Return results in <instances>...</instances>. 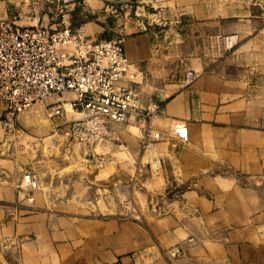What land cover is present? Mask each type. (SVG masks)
Instances as JSON below:
<instances>
[{"label":"crops","instance_id":"crops-1","mask_svg":"<svg viewBox=\"0 0 264 264\" xmlns=\"http://www.w3.org/2000/svg\"><path fill=\"white\" fill-rule=\"evenodd\" d=\"M108 2L88 5L102 10ZM150 2L178 22L212 27L224 45L237 37L228 59L244 71L200 67L190 84L167 87L152 121L162 134L158 170L142 156L135 124L105 135L95 152L110 162L96 170L83 145L64 146L69 160L24 154L1 120L0 264H264V0ZM33 8V0H0V21L38 25L42 16ZM85 27L88 34L104 30ZM124 49L143 73L139 89L155 53L149 32L126 35ZM60 100L36 104L19 130L46 132L48 106ZM63 107L68 120L82 117ZM28 168L37 189L17 187ZM127 200L140 220L121 216ZM176 246L183 257L165 255Z\"/></svg>","mask_w":264,"mask_h":264},{"label":"built area","instance_id":"built-area-1","mask_svg":"<svg viewBox=\"0 0 264 264\" xmlns=\"http://www.w3.org/2000/svg\"><path fill=\"white\" fill-rule=\"evenodd\" d=\"M124 42V37L94 40L85 24L74 27L68 15H63L59 28L0 21V106L5 111L2 126L7 140L18 133L19 114L55 96L61 100L48 106L47 116L58 118L55 128L65 134L69 150L77 144L87 147L90 166L99 170L110 162L109 157L95 152L107 133L117 126L135 124L142 156L152 170L161 169L158 146L162 134L152 121L163 106L142 102L137 80L143 73L127 57ZM237 42V37H229L225 45L232 48ZM196 78V72L190 71L184 83ZM67 93L74 97L63 100ZM64 103L82 117L68 120ZM23 184L40 187L33 168L25 170L17 187ZM122 208V217L140 220L133 200ZM165 255L178 259L184 250L176 246Z\"/></svg>","mask_w":264,"mask_h":264},{"label":"rangeland","instance_id":"rangeland-1","mask_svg":"<svg viewBox=\"0 0 264 264\" xmlns=\"http://www.w3.org/2000/svg\"><path fill=\"white\" fill-rule=\"evenodd\" d=\"M33 4V9L38 8L42 16L39 25L45 27L59 28L63 15L69 16L74 27L87 23L100 25L104 29L101 33L89 32L94 40L125 38L145 28L155 52L152 65L145 70V81L139 87L142 102L146 104L163 101L169 85L184 81L188 72H196L200 67L219 73H238V69L241 68V72L245 69L228 59L235 45L232 48L224 45L215 37L212 27L182 23L169 15H161L150 0H109L102 10H93L88 5L89 0H33ZM69 113L72 117L78 116L71 109ZM4 115L1 109L0 121ZM58 121V118L49 119L44 133L23 132L17 127L14 145L19 146V150L25 148L24 154L28 155L35 150V158L45 152L50 160H69L64 150L65 134L55 128Z\"/></svg>","mask_w":264,"mask_h":264},{"label":"water","instance_id":"water-1","mask_svg":"<svg viewBox=\"0 0 264 264\" xmlns=\"http://www.w3.org/2000/svg\"><path fill=\"white\" fill-rule=\"evenodd\" d=\"M26 112H27V111H26ZM26 112H23V113L19 114L18 122H19L20 124H22V122H23V118L25 117ZM84 148L87 150V147H86V146H84Z\"/></svg>","mask_w":264,"mask_h":264},{"label":"bare ground","instance_id":"bare-ground-1","mask_svg":"<svg viewBox=\"0 0 264 264\" xmlns=\"http://www.w3.org/2000/svg\"><path fill=\"white\" fill-rule=\"evenodd\" d=\"M44 125H45V123H44Z\"/></svg>","mask_w":264,"mask_h":264},{"label":"trees","instance_id":"trees-1","mask_svg":"<svg viewBox=\"0 0 264 264\" xmlns=\"http://www.w3.org/2000/svg\"><path fill=\"white\" fill-rule=\"evenodd\" d=\"M78 26V25H77Z\"/></svg>","mask_w":264,"mask_h":264}]
</instances>
